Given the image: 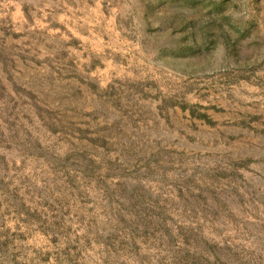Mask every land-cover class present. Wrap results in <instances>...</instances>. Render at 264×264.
<instances>
[{
	"label": "rangeland",
	"instance_id": "obj_1",
	"mask_svg": "<svg viewBox=\"0 0 264 264\" xmlns=\"http://www.w3.org/2000/svg\"><path fill=\"white\" fill-rule=\"evenodd\" d=\"M0 264H264V0H0Z\"/></svg>",
	"mask_w": 264,
	"mask_h": 264
}]
</instances>
